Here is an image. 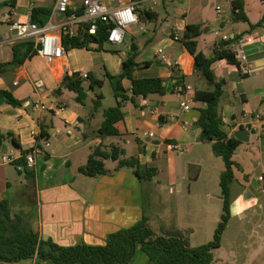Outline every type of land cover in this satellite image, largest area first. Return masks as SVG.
<instances>
[{
  "label": "crops",
  "instance_id": "crops-1",
  "mask_svg": "<svg viewBox=\"0 0 264 264\" xmlns=\"http://www.w3.org/2000/svg\"><path fill=\"white\" fill-rule=\"evenodd\" d=\"M9 1L0 0V4L9 10L0 19V64L10 63L13 59L12 46L17 42V30L13 29V24L31 22L34 7L50 8L52 14L56 2L16 0L11 7L7 5ZM125 1L137 3L138 18L145 11L153 13L156 18L142 19L141 23L132 26L123 44L107 42L101 49L94 44L88 48L65 49V55L54 60L36 54L18 67L3 68L0 90L10 92L21 105L0 103V136L11 134L3 139L0 151V203L8 199L17 213L22 212L28 217L33 215L30 219L32 228L40 238L65 247L82 243L103 245L111 234L134 226L144 217L150 228H157L153 186L156 176L161 173L159 162L167 163V186L170 187L184 178L196 182L202 176V162L190 159L187 175L178 178L177 164H180L183 152L190 153L203 147L209 157L214 155L208 146L211 144L201 140V129L196 125L203 104L193 99L196 90L211 88L196 72L194 57L181 40L185 28L196 25L201 31L197 37L199 52L211 59L223 36H237L243 41L241 51L252 68L250 74L244 75L240 64L229 63L225 58L215 60L211 66L216 79L225 82L219 109L222 118L227 119L228 135L236 138L235 134L240 130L249 132V135H241L247 141H240L241 145L233 156L238 168H235V180L231 185V218L222 237L224 239L229 233L230 241L247 239L243 244L247 255L243 257L234 250L230 255L232 259L223 255L218 261L222 264H256L264 252V232L261 231L264 228V191L263 183L259 181V176L264 173V26L251 29L249 23L256 25L260 22L264 15V1L244 0L249 23L231 21L233 0H157L156 6L154 0ZM71 2L73 9L82 10L83 0ZM100 2L109 9L120 4V0ZM218 7L223 10L221 17L217 14ZM55 20L61 21L60 18ZM176 34L180 35L179 39H175ZM132 46L137 47L134 52ZM236 46L237 43L232 44L234 53ZM131 54H135L137 64L149 63L146 68L137 67L132 73L133 79L161 78L169 80L167 85H171L170 88L183 80V90V87H177L173 93L151 94L136 103L125 102L122 108L124 118L116 124L119 135L104 141L105 146L114 144L124 149L126 158L132 156L128 150L135 151L133 156L138 157L141 166L155 169L156 175L148 180L135 175L132 169L119 170L118 162L109 160L106 162L110 164L106 165L107 175L86 177L79 169L86 165L93 149L101 144L97 131L104 120L103 111L111 108L105 105L107 98L103 90L107 87L109 97L111 94L114 97L106 75H120L123 63ZM237 60L241 63L240 59ZM73 74H87L103 81L100 92L104 99L97 111L93 104L96 91H89V97L81 104L76 101L73 91L62 87L64 77ZM122 85L131 92L130 79H124ZM84 86L88 89L89 83ZM183 100L190 106L188 111L181 106ZM36 104L44 108L35 111ZM43 127L48 129L50 138L39 144L44 147L43 143L48 142L50 146L43 148L37 156L36 178L30 182L19 173V168L5 164L3 156L8 154L19 159L22 150H31L37 144L32 133L41 134ZM13 140L21 148H17ZM122 143L125 147L121 146ZM169 143L180 146L182 151H167L165 144ZM179 170L182 172L181 165ZM223 171H219V177ZM248 223L255 226L245 237L238 228ZM169 228L172 227L160 222V231ZM196 228L190 224L179 230L189 234L191 244ZM222 248L221 242L219 252ZM0 264L55 263L34 257L18 262L0 261ZM129 264L150 262L139 252Z\"/></svg>",
  "mask_w": 264,
  "mask_h": 264
},
{
  "label": "trees",
  "instance_id": "trees-1",
  "mask_svg": "<svg viewBox=\"0 0 264 264\" xmlns=\"http://www.w3.org/2000/svg\"><path fill=\"white\" fill-rule=\"evenodd\" d=\"M264 1V0H260ZM16 0H10L7 5L14 7ZM82 11H79V14ZM51 14V9L47 7H34L31 12V22L39 26H44ZM156 18L151 12H141L139 23L144 20ZM231 21L233 23H249V19L244 11V0H233L231 2ZM251 29L264 26V15L256 25L250 24ZM110 24L100 22L96 34L91 35L85 32L77 37H64L63 45L66 50L73 48H88L91 44L97 45L99 49L108 42V31ZM200 27L189 25L185 28L181 37L186 49L194 57L195 70L205 80L211 90H196L194 101L203 104L196 122L201 129V140L211 144L212 152L215 156L223 160L225 169L220 176L221 198L223 200V213L221 221L215 230L214 240L199 245L191 246L186 233L179 229L162 230L156 232L148 225V220L144 217L141 221L128 229L119 230L111 234L103 245H89L82 243L75 246H60L51 240H43L33 230L30 221L33 215L14 213L10 200L4 199L0 203V261L18 262L22 260L38 257L42 261H52L55 264H129L139 252H142L149 260L150 264H213V250L221 246L222 235L227 228L231 218V185L235 180V168L238 165L233 160L237 148L241 145L240 140L230 137L226 125L222 121L220 113L221 97L223 95L224 81L216 79L211 68L215 60L225 58L229 63L240 64L236 54L232 51V44L240 41V37L221 40L218 48L214 51L213 58L206 57L197 50V37L200 35ZM0 36V41H1ZM13 59L10 63L0 64V75L3 68L18 67L28 58L36 55L33 41H18L12 46ZM133 55V56H132ZM149 63L139 65L135 62V54H131L124 63L123 71L118 76L106 75L113 88L116 105L103 111V123L97 131V136L102 139L99 146L93 149L88 157L85 166L79 172L86 177H98L107 175L106 162H118L117 168L132 169L135 175L151 180L156 175L153 168L143 167L138 157H125V150L112 144L105 146L104 141L109 137L119 135L116 124L124 118L122 113L125 102L136 103L141 97H148L151 94L173 93L175 88L183 87V80H179L175 85H167L169 80L161 78L153 79H133L132 73L137 67H148ZM132 81L131 92H127L122 82L124 79ZM89 83L88 89L85 83ZM62 87L73 91L76 94V101L84 104L89 97V91L95 92L93 100L94 110L97 111L102 106L104 95L100 92L103 81L88 75L83 79L80 74L66 75L62 81ZM0 103L19 106L21 103L8 91L0 90ZM11 134L0 136V151H2L3 139ZM50 134L47 128H42L41 134L37 137V147H40L41 140H49ZM17 148L20 145L13 140ZM4 148V147H3ZM31 150H22V156L15 160L12 165L19 168V173L24 174L26 179L33 182L36 172L27 165L26 154Z\"/></svg>",
  "mask_w": 264,
  "mask_h": 264
},
{
  "label": "rangeland",
  "instance_id": "rangeland-1",
  "mask_svg": "<svg viewBox=\"0 0 264 264\" xmlns=\"http://www.w3.org/2000/svg\"><path fill=\"white\" fill-rule=\"evenodd\" d=\"M8 11V8H6L4 4H0V19L8 14ZM103 91L107 98L105 105L107 107H114L115 98L112 94L109 97L107 87ZM121 146L125 147L124 143H122ZM128 153L133 156L135 151L128 150ZM180 156L181 162L177 164L179 179L187 175L188 167H190L187 163H189L188 161L190 159L200 160L202 162V176L196 182L185 180L184 178L175 185L168 187V172H166L167 163L163 160L159 162L161 173L156 176L153 186V189L156 191L154 194V208L158 215L157 228L155 227L154 230L156 232H161L159 230L161 221L172 227L169 229H185L190 224L196 225V233L191 239L192 246L196 247L214 240L215 230L217 229L218 223L221 221L223 200L221 198L219 171L225 169V166L220 157L215 155L209 157L203 147L197 150L195 148L190 153L185 151ZM106 165L107 167L110 166L109 162L106 163ZM180 165L182 166V172L179 170ZM87 180L90 179L88 178ZM12 210L14 213L18 212L16 208L12 207ZM252 226H255L254 223L244 224L243 227L238 228V231L245 234L246 237L252 230ZM261 231L264 232V228H261ZM187 235L189 234L186 233V236ZM245 241H247V239H235L230 241L229 233H227L224 239L222 238L221 240L223 244L222 251L219 252V248H217L212 252L213 264H222L218 261L219 257L223 255L230 256L231 252L234 250L245 257L247 255L243 250ZM262 241L264 242V239ZM230 258L232 259L233 256H230ZM258 260L259 262L256 264H264V252Z\"/></svg>",
  "mask_w": 264,
  "mask_h": 264
},
{
  "label": "built area",
  "instance_id": "built-area-1",
  "mask_svg": "<svg viewBox=\"0 0 264 264\" xmlns=\"http://www.w3.org/2000/svg\"><path fill=\"white\" fill-rule=\"evenodd\" d=\"M154 6L157 5V0H154ZM219 17L223 15V10L217 8ZM82 13L79 10L73 9L71 0H56L51 17L46 25L39 26L36 23H14L13 29L17 30L16 41H33L35 44L36 54L47 60H54L65 55V47L63 38L77 37L85 32L91 35L96 34L100 22L110 24L108 31V42L113 45H121L125 40L127 31L135 25L139 24L138 7L134 1L120 0V4L115 9H109L100 0H83ZM60 18L61 21H56ZM180 35L176 34L175 39H179ZM228 35L223 36V40H228ZM243 41H238L236 46V57L241 60L240 68L244 75L251 73L252 68L247 64V56L241 51ZM83 79L88 77L87 74L81 75ZM17 84V83H15ZM181 106L185 111L190 109V106L183 100ZM44 106L36 104L34 110L43 109ZM224 124H227V119H222ZM37 140L39 134L32 133ZM152 137L153 134H150ZM42 147L35 145L31 151L26 154L25 158L27 165L31 169L36 167L37 156L42 153L43 148H48L50 144L44 142ZM165 149L169 152H181L182 148L176 144H165ZM17 160L14 156L5 154L3 162L12 164ZM259 181L263 183L264 191V173L259 176Z\"/></svg>",
  "mask_w": 264,
  "mask_h": 264
},
{
  "label": "water",
  "instance_id": "water-1",
  "mask_svg": "<svg viewBox=\"0 0 264 264\" xmlns=\"http://www.w3.org/2000/svg\"><path fill=\"white\" fill-rule=\"evenodd\" d=\"M137 49V47H135V46H132V48H131V51L132 52H134L135 50ZM176 80H179L180 78H175ZM248 134L249 135V132L247 131V130H240V131H238V132H236V134H235V136H236V138L237 139H239L240 141H247V140H244L243 139V137L241 136L242 134ZM61 136H62V134H60ZM58 140H60L61 139V137H59V135L57 136V135H54Z\"/></svg>",
  "mask_w": 264,
  "mask_h": 264
}]
</instances>
